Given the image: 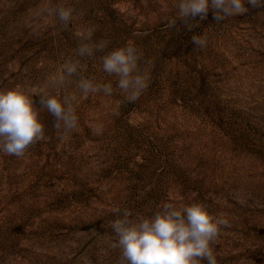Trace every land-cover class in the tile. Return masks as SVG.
<instances>
[{
    "label": "rangeland",
    "instance_id": "rangeland-1",
    "mask_svg": "<svg viewBox=\"0 0 264 264\" xmlns=\"http://www.w3.org/2000/svg\"><path fill=\"white\" fill-rule=\"evenodd\" d=\"M44 2L0 0V90L22 85L39 108L48 77L74 58L75 32L88 28L108 50L134 41L151 81L127 103L115 77L86 59L83 75L111 82L113 95L68 86L78 96L69 139L42 110L46 138L21 158L0 153V264H117L113 207L151 215L193 200L229 221L217 264H264V7L245 3L246 14L219 24L210 9L188 31L169 27L177 0H52L77 10L64 29L33 19Z\"/></svg>",
    "mask_w": 264,
    "mask_h": 264
},
{
    "label": "clouds",
    "instance_id": "clouds-1",
    "mask_svg": "<svg viewBox=\"0 0 264 264\" xmlns=\"http://www.w3.org/2000/svg\"><path fill=\"white\" fill-rule=\"evenodd\" d=\"M245 3L253 8L264 7V0H177L176 16L169 21V27H175L178 20L192 31L207 19L210 9L219 24L229 17L246 14L249 9ZM77 14L72 6L45 0L32 12V17L36 21L58 20L67 29ZM94 33L93 28L75 32L78 43L73 50L74 58L64 60L48 77L45 91L39 95V108L33 100L34 94L22 85L0 90V153L21 158L30 147L46 138L42 110L54 117L53 128L59 139H69L78 129L75 108L78 96L65 91L68 86L74 84L83 97L113 95L111 82L101 83L95 77L83 75L87 71L86 59H98L101 70L115 77L116 87L127 103H135L148 89L151 70L147 66L142 68L141 63L151 62L143 60L135 42L129 40L108 50L110 41L94 40ZM191 43L203 49L207 40L194 34ZM97 53L101 55L97 57ZM93 132L100 134L102 127L93 128ZM111 211L117 218L110 222L109 246L119 251L117 264H217L214 244L222 228L229 226L226 218L210 213L207 205L197 200L188 204L164 202L151 215H134L129 209L121 211L119 207Z\"/></svg>",
    "mask_w": 264,
    "mask_h": 264
}]
</instances>
